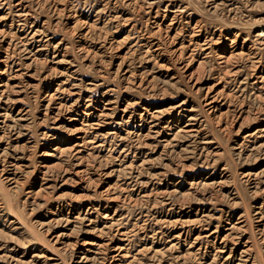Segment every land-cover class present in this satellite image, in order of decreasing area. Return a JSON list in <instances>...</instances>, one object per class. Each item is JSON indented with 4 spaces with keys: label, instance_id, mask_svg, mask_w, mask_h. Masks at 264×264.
Listing matches in <instances>:
<instances>
[{
    "label": "rangeland",
    "instance_id": "374dc122",
    "mask_svg": "<svg viewBox=\"0 0 264 264\" xmlns=\"http://www.w3.org/2000/svg\"><path fill=\"white\" fill-rule=\"evenodd\" d=\"M0 264H264V0H0Z\"/></svg>",
    "mask_w": 264,
    "mask_h": 264
}]
</instances>
